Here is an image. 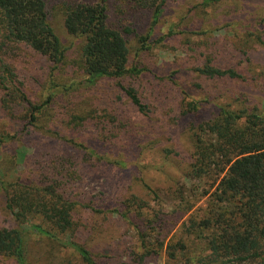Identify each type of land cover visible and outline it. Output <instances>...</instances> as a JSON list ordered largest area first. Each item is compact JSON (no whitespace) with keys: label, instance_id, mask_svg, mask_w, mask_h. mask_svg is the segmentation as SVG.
I'll use <instances>...</instances> for the list:
<instances>
[{"label":"trees","instance_id":"trees-1","mask_svg":"<svg viewBox=\"0 0 264 264\" xmlns=\"http://www.w3.org/2000/svg\"><path fill=\"white\" fill-rule=\"evenodd\" d=\"M170 1L0 0V114L8 120L0 146L19 145L18 162L28 167L26 178L16 179L0 169V264H148L163 253L175 261L189 253L188 240L200 251L188 256L190 263L264 264L259 104L220 106L218 116L192 134L188 171L204 183L192 193L195 203L206 198V207L187 209L184 191L148 179L149 171L174 165V156L161 150L149 121L132 123L147 106L136 81L144 79L155 91L162 84L152 80L158 77L153 67L130 63L129 38L139 45V57L190 34L182 6L173 11L179 20L163 26ZM197 6L196 35L234 36L238 44L228 53L240 61L222 66L206 56L187 72L263 84L264 0H202ZM146 13L140 24L138 15ZM53 14L70 44L56 31ZM215 43L221 49V40ZM178 62L173 75L187 67ZM173 77L160 80L173 83ZM189 106L198 110L197 103ZM118 173L122 182L107 178ZM171 196L181 197L185 213L193 211L176 241L170 234L178 222L165 216L160 202Z\"/></svg>","mask_w":264,"mask_h":264},{"label":"rangeland","instance_id":"rangeland-1","mask_svg":"<svg viewBox=\"0 0 264 264\" xmlns=\"http://www.w3.org/2000/svg\"><path fill=\"white\" fill-rule=\"evenodd\" d=\"M201 2L202 0H187L185 5H180V0L170 1L167 7L166 17L162 21L163 26L165 27L170 24V21L179 20L178 14L173 13V11L182 6L184 10L187 11L188 20L184 28H186L190 34L179 35V37L168 43L166 47H153L150 52H141V55L138 57L136 54L139 45L133 37L129 38L131 53L130 63L134 64L142 60L143 63H140L141 66L153 67L152 72L158 77L152 80L162 84L159 90L155 91L150 85L146 86L144 84V79L136 81L139 93L143 96V103L147 106L145 114L135 119H133L131 114H129V116L133 119L132 123L134 127H136L134 121L139 126V122L143 121L142 123H144L145 121H149V128L151 127L150 131L152 136H159L161 140V150L166 151V149H168L173 152L172 156H174V165H168L166 172L163 173L157 170L149 171L153 175L148 179L151 183L158 186L160 185L162 189L164 188L163 184H171L174 188L178 187L181 191H184L186 196L185 200L189 201L188 205L184 204L187 209H193L194 206H196V208L206 207V198L199 203H195L197 202V196L194 197L192 193L202 188L204 183L199 182L198 178H193L189 175L188 171L192 164V134L195 129L201 124L215 119L220 113V106H226L228 104H232L234 107L243 105L244 108H252L256 104H259L262 109V114H264V82L263 84H259L253 80H249L247 83L233 82L230 80H207L199 77L195 73L187 72V68L203 64L206 56H212L215 58L216 64L222 66H234L239 64L240 61L239 58L233 59L234 53H228L232 43L238 44L234 36L233 38L222 37L224 33L222 32L214 35V39L209 40L210 35H208V37L196 35L200 34V29L197 28V24L193 26L191 23H194L199 16L197 5L201 4ZM149 15L148 13L138 15V22L141 24L140 18L146 22ZM52 22L64 43L66 45L70 44L71 40L66 36L63 23L59 19H54V14L52 15ZM205 23L208 26V22ZM210 28L211 27H207L209 30ZM217 40H221V49L216 47L217 43L215 42H217ZM201 42L204 43L203 46L199 45ZM218 55L219 59L216 58ZM177 61H179L177 64L182 65V63H184L187 67L181 68L178 74L173 75V69H177V65H174ZM48 64L51 66V63L48 62ZM172 65H174L173 69L171 68ZM260 72L261 71L255 73L253 76H257V74L260 76ZM171 75L174 76L173 83L168 82V80H160L162 78L168 79ZM149 80L150 79H148V81ZM160 90L161 97L157 98L156 96H160L157 94ZM28 92L29 94L33 93L32 86L28 89ZM162 100H165L163 105L159 104ZM189 103H197L198 110H193V108L189 106ZM149 116H151L150 119L148 118ZM7 123L8 120H6V115L1 113L0 131ZM158 145L159 143L157 146ZM23 153L22 148L16 144L0 146V169L1 172L7 174V178L16 179L24 176L26 178L28 175V167L18 162ZM31 154L32 152L29 153V155ZM108 176L107 178L114 183H119L124 180L123 173L108 174ZM154 176L157 177L156 180H153ZM134 188L136 193H142L139 185H135ZM175 196H171L169 199L163 197L160 199V202L163 205L165 216L168 218L172 215L178 222L170 234V239H175L176 241L181 238L184 224L188 222L193 211L185 213L183 211L184 209H182V205H180L181 197ZM187 244L191 246L189 253L179 255L175 261L167 259L166 255L163 253L159 256L150 258L148 264H203L198 262L190 263L187 261L190 254L194 255L196 252H200L190 244L189 240ZM39 256V253L36 252L33 258L37 259ZM35 262L37 263L38 261Z\"/></svg>","mask_w":264,"mask_h":264}]
</instances>
